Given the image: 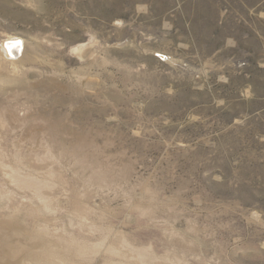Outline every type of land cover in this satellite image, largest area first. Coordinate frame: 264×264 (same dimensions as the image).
I'll return each instance as SVG.
<instances>
[{"label": "rangeland", "instance_id": "rangeland-1", "mask_svg": "<svg viewBox=\"0 0 264 264\" xmlns=\"http://www.w3.org/2000/svg\"><path fill=\"white\" fill-rule=\"evenodd\" d=\"M0 255L264 264V0H0Z\"/></svg>", "mask_w": 264, "mask_h": 264}, {"label": "bare ground", "instance_id": "bare-ground-1", "mask_svg": "<svg viewBox=\"0 0 264 264\" xmlns=\"http://www.w3.org/2000/svg\"><path fill=\"white\" fill-rule=\"evenodd\" d=\"M1 46H2V51H1L2 56L5 57V59L7 61H9L10 63H13L17 60L23 59V56L25 53V51H23L24 50L23 48H24L25 44H24L23 40H21L19 37H9L2 43ZM15 255H18V254H15ZM11 257H13V256H11ZM7 261H8V259H7ZM0 264H3V263L0 262ZM7 264H28V263H27L26 257L23 255L19 259H17L16 261L10 262Z\"/></svg>", "mask_w": 264, "mask_h": 264}]
</instances>
